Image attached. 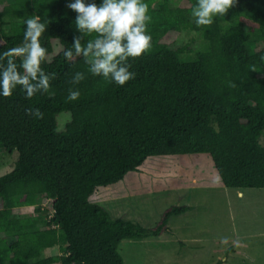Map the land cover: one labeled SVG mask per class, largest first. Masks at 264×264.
Segmentation results:
<instances>
[{
  "label": "trees",
  "instance_id": "16d2710c",
  "mask_svg": "<svg viewBox=\"0 0 264 264\" xmlns=\"http://www.w3.org/2000/svg\"><path fill=\"white\" fill-rule=\"evenodd\" d=\"M70 2L0 0V52L22 43L24 21L34 15L47 23L41 44L48 55L54 40L61 46L42 65L56 73L49 93L28 100L18 87L11 97L0 96V148L17 153L0 175V264H124L123 239L158 236L168 231L170 216L190 208L171 205L145 227L113 218L90 200L98 187L119 182L150 156L207 153L224 186L264 188V0H235L203 26V47L192 53L166 40L181 26L178 11L193 22L197 0H145L152 48L129 59L136 76L123 86L93 75L70 83L87 66L63 55L81 35ZM72 87L81 95L69 102ZM26 108H39L44 118L29 117ZM63 112L69 118L56 132ZM37 190L52 212L37 207L16 214ZM54 246L59 254L43 255Z\"/></svg>",
  "mask_w": 264,
  "mask_h": 264
},
{
  "label": "rangeland",
  "instance_id": "374dc122",
  "mask_svg": "<svg viewBox=\"0 0 264 264\" xmlns=\"http://www.w3.org/2000/svg\"><path fill=\"white\" fill-rule=\"evenodd\" d=\"M178 15L181 26L169 33L166 42L185 53L200 50L203 26L185 22L180 11ZM60 48L54 40L48 59ZM87 68L74 74L91 76ZM68 118L67 113L60 114L58 126L63 128ZM16 156V152L7 155L0 148V175L12 168ZM37 191L26 198L32 204L23 203L14 212L25 216L45 207L51 213L49 200ZM90 200L106 208L113 218L145 227L154 226L171 205H189L185 212L170 216L168 231L160 236L123 239L118 250L124 264H264V188L224 186L207 153L150 156L119 182L98 187ZM222 237L228 238L227 245L221 243ZM58 238L61 242L64 235L59 232ZM234 240L241 246H233ZM59 253L54 246L43 255Z\"/></svg>",
  "mask_w": 264,
  "mask_h": 264
},
{
  "label": "clouds",
  "instance_id": "9594fccd",
  "mask_svg": "<svg viewBox=\"0 0 264 264\" xmlns=\"http://www.w3.org/2000/svg\"><path fill=\"white\" fill-rule=\"evenodd\" d=\"M234 3L235 0H197L191 9V17L197 27L210 26L214 17L225 15ZM67 7L77 13L75 28L81 35L75 36L72 47L64 51L65 59L71 63L83 58L91 75L119 86L135 79L136 73L130 71L129 59L139 58L152 48V36L148 33L152 17L145 0H102L99 5L74 0ZM24 23L22 43L0 52V96L11 97L19 87L25 98L31 100L38 93L50 92L56 73H49L42 67L48 61V51L41 44L47 23L41 22L37 15ZM92 34H95L94 38L86 39ZM84 79V72H76L70 83L79 85ZM80 95L79 89L72 87L68 89L66 99L77 101ZM25 113L34 119L44 118L39 108H26ZM61 130L60 127L54 129L56 132ZM228 242L227 237L221 238V243L227 245ZM232 243L235 247L241 246L239 240Z\"/></svg>",
  "mask_w": 264,
  "mask_h": 264
},
{
  "label": "crops",
  "instance_id": "0c3cea01",
  "mask_svg": "<svg viewBox=\"0 0 264 264\" xmlns=\"http://www.w3.org/2000/svg\"><path fill=\"white\" fill-rule=\"evenodd\" d=\"M165 232H166V231H165ZM163 233H164V232H163ZM163 233H161V234H163ZM161 234H160V235H161ZM160 235H158V236H160ZM158 236H156V237H158Z\"/></svg>",
  "mask_w": 264,
  "mask_h": 264
}]
</instances>
